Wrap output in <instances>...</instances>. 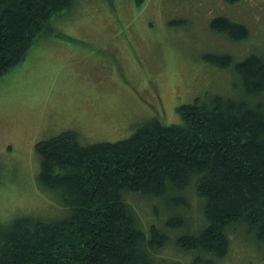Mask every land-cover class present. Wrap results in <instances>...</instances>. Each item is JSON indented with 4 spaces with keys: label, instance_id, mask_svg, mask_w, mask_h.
I'll use <instances>...</instances> for the list:
<instances>
[{
    "label": "trees",
    "instance_id": "16d2710c",
    "mask_svg": "<svg viewBox=\"0 0 264 264\" xmlns=\"http://www.w3.org/2000/svg\"><path fill=\"white\" fill-rule=\"evenodd\" d=\"M73 3L0 0V79ZM211 29L234 42L249 36L247 27L225 17L214 18ZM204 60L234 67L240 98H195L178 108L181 123L153 118L119 142L84 146L76 132L66 131L36 144L38 181L60 193L70 213L57 221L24 216L0 224V264H157L169 244L224 258L233 227L248 228L264 246V55L236 65L227 54ZM188 191L197 197L204 224L175 240L190 228L180 211L190 208ZM129 195L152 205L165 200L167 223L145 233Z\"/></svg>",
    "mask_w": 264,
    "mask_h": 264
},
{
    "label": "rangeland",
    "instance_id": "374dc122",
    "mask_svg": "<svg viewBox=\"0 0 264 264\" xmlns=\"http://www.w3.org/2000/svg\"><path fill=\"white\" fill-rule=\"evenodd\" d=\"M218 17L247 27L248 38L234 42L212 31ZM49 28L0 79V224L24 216H69L61 194L38 181L37 143L66 131L76 132L84 146L119 142L153 118L181 123L178 108L195 98H240L241 76L234 67L212 66L204 57L227 54L236 65L264 55V0H74ZM185 194L191 205L180 211L190 228L175 240L204 224L194 192ZM128 198L148 235L150 227L167 223L165 200L152 205L137 195ZM239 228L229 230L224 258L169 244L156 262L264 264V246L248 228Z\"/></svg>",
    "mask_w": 264,
    "mask_h": 264
}]
</instances>
